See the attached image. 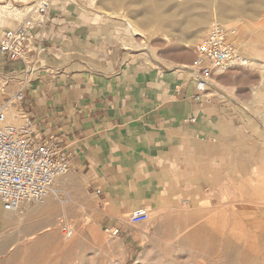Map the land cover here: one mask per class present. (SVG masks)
Masks as SVG:
<instances>
[{
    "label": "crops",
    "instance_id": "0c3cea01",
    "mask_svg": "<svg viewBox=\"0 0 264 264\" xmlns=\"http://www.w3.org/2000/svg\"><path fill=\"white\" fill-rule=\"evenodd\" d=\"M28 12L25 62L34 73L26 78L24 61L0 54V103L9 102L8 120L29 116L38 138L67 155L58 193H85L107 225L145 208L154 225L188 226L191 248L199 225L221 218L228 226L234 193L239 218L264 226V35L253 37L247 25L241 37L230 34L256 66L215 70L195 101L192 71L130 56L119 28L81 0ZM17 218L0 202L2 237L20 230Z\"/></svg>",
    "mask_w": 264,
    "mask_h": 264
},
{
    "label": "rangeland",
    "instance_id": "374dc122",
    "mask_svg": "<svg viewBox=\"0 0 264 264\" xmlns=\"http://www.w3.org/2000/svg\"><path fill=\"white\" fill-rule=\"evenodd\" d=\"M36 1L0 0L1 24L17 26L33 10ZM161 1L162 6L160 1L147 0L148 12L154 18L146 23L142 18L144 7L134 0H81L89 10L109 17L122 32L121 38L133 41L130 56L141 57L144 53L150 65L173 69L191 66L196 43L212 20L225 23L237 33V38L243 34L245 24L247 33L253 37L264 35V0H236L243 11L241 15L227 11L228 21L215 16L220 0ZM228 4L231 3L227 1ZM203 13H207L205 23L199 28L193 21ZM126 20L138 29L137 35H130ZM120 22L125 28H121ZM244 47L248 48L246 44ZM246 59L249 68L256 66L253 60ZM54 187L53 184L49 194L53 204L47 211L30 214V219L26 217L20 223V230L0 235V264H264V226L256 228L239 218L233 203L237 193L231 194L228 226L221 225V218H214L215 223L210 226L199 225L197 248H191L193 238L188 226L180 230V226L154 225L151 214L146 221L129 225L125 220L128 210L117 224L107 225L100 221L99 212L85 193H58ZM37 206L30 205L14 213L23 216ZM64 227L70 229V234L65 233ZM132 233L138 240H129Z\"/></svg>",
    "mask_w": 264,
    "mask_h": 264
},
{
    "label": "built area",
    "instance_id": "2783aa9c",
    "mask_svg": "<svg viewBox=\"0 0 264 264\" xmlns=\"http://www.w3.org/2000/svg\"><path fill=\"white\" fill-rule=\"evenodd\" d=\"M48 7L49 0H37L33 10L41 15ZM32 25V20L25 17L17 26L4 28L0 32V54L10 61L25 62ZM230 34L223 23L212 20L207 32L196 43L190 68L197 91L193 100H201L215 70L249 65L230 39ZM23 71L28 78L33 75L34 67L25 62ZM22 97L21 90L14 94L17 100ZM8 104L0 103V202L6 211H23L29 205L46 204L54 182L67 172L69 160L54 140L38 138L34 121L29 116L18 122L8 120ZM147 219L145 208L130 210L125 216L129 225ZM64 230L70 234L69 228L64 227Z\"/></svg>",
    "mask_w": 264,
    "mask_h": 264
},
{
    "label": "bare ground",
    "instance_id": "6f19581e",
    "mask_svg": "<svg viewBox=\"0 0 264 264\" xmlns=\"http://www.w3.org/2000/svg\"><path fill=\"white\" fill-rule=\"evenodd\" d=\"M134 1L140 3L141 6L144 7V15L142 17L143 20L146 23H151V21L153 20L154 16L150 12H148L147 0H134ZM157 1H160L161 4L160 3L159 4L161 6L164 4L163 1H161V0H155V2H157ZM203 1H204V3H206L207 0H203ZM227 1H229L231 4L226 5V2ZM109 4H111V3L109 2ZM114 5H116V3H114ZM184 9H186V8H184ZM186 10H188V8ZM227 11H230L231 13H234V14L237 13V14L241 15V13L243 11V7L236 0H220V3L218 5V7H217V10H215V16L218 17L219 19L223 20V21H228L226 19L227 18L226 17L227 16ZM206 15H207V13H203L202 15H198L196 17V19L193 21V23H197V25H199V28H203V24L205 23ZM220 22L223 23L222 21H220ZM125 24H126V28L129 31V33H130L131 36H134V35H137L138 34V29L135 28V25L130 20H126L125 21ZM223 24H224L225 28H227L226 25H225V23H223ZM1 26H2V24L0 22V28H1ZM227 29H229L231 31V34H233L234 31L232 29H230V28H227ZM141 43H142V41H141ZM129 46H131V47L133 46V41H130L129 40ZM146 48H149V45H146ZM178 68H180V69H187L189 72L191 71V69H190L191 66L182 65V66H178ZM6 114L8 116V111H6ZM55 182L57 183L58 180L56 179ZM52 202H53V197L51 196V197H49L47 199L45 206H42V207H38L37 206L38 211L36 213L47 211V209H49L51 207V205L53 204ZM32 211H33L32 209H28L26 211L25 215H23V216L22 215H17L18 222L21 223L24 219H26V217L28 218L30 216V214H34V212L36 210L33 211V212ZM11 212H12V214H14L15 211H11ZM6 219H7V216H6ZM29 219H30V217H29Z\"/></svg>",
    "mask_w": 264,
    "mask_h": 264
}]
</instances>
